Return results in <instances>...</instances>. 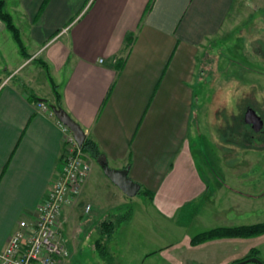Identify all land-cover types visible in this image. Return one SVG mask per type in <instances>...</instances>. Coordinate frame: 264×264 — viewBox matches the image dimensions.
I'll return each instance as SVG.
<instances>
[{
	"label": "crops",
	"instance_id": "obj_1",
	"mask_svg": "<svg viewBox=\"0 0 264 264\" xmlns=\"http://www.w3.org/2000/svg\"><path fill=\"white\" fill-rule=\"evenodd\" d=\"M150 1L5 0L27 55L10 48L0 19V252L18 222L33 218L61 168L64 133L55 117L36 106L55 102L52 82L62 108L102 153L98 158L86 153L87 180L60 217L65 228L75 220L62 234L67 248L75 240L81 264L85 237L89 264H231L264 244L261 234L192 245L186 229L201 221L206 227L200 231L253 224L251 212L264 207V188H245L247 180L264 176L234 169L222 158H216L220 170L212 169L191 146V127L199 134L197 59L237 0H153L146 10ZM127 34L133 37L125 53ZM30 63L36 64L22 72ZM101 161L127 168L152 194L143 193L148 198L143 210L155 225L167 222L179 236L164 242L159 227L145 233L129 226L141 208L119 213L126 194L110 186L103 193L91 188V181L101 180ZM110 209L117 211L115 218H104ZM108 220L114 229L103 233ZM148 241L157 245L145 248ZM260 254L257 250L264 260Z\"/></svg>",
	"mask_w": 264,
	"mask_h": 264
},
{
	"label": "rangeland",
	"instance_id": "obj_2",
	"mask_svg": "<svg viewBox=\"0 0 264 264\" xmlns=\"http://www.w3.org/2000/svg\"><path fill=\"white\" fill-rule=\"evenodd\" d=\"M230 12L221 32L208 41L203 58H200L199 53L197 59L196 70L199 76L194 87L195 99H197L194 106L197 122H199V134L195 136L191 127L192 152L196 158L203 156L212 169L220 170L216 158H222L224 163H228L227 165L232 163L234 169L238 165L239 170L256 172L259 177H262L264 176V141L259 140L260 133L255 134L244 122L243 113L247 106H251L257 112L264 114V0H237L234 9ZM6 34L10 41V48L15 49L17 53L19 50L17 43L9 31H6ZM35 64L30 63L25 66L21 69L22 72L31 71V66ZM19 74L17 73V76ZM233 80L248 86L250 91L245 92L233 107L216 111L218 89L226 82ZM192 124L194 126L195 123ZM93 166L92 164L94 169ZM99 172L102 181L99 179L91 181V188L97 187L101 193L105 192L109 186L113 190H119L103 172ZM246 182L248 183L245 185L246 189L257 192L264 188V179ZM100 197L102 198V194ZM123 198L125 206L119 213H127L130 209L136 213L141 208L139 215L134 217L129 226L142 228L145 233L150 232L151 229L158 230L159 227V231L164 233L161 239H164V242L179 236V230L173 229V226L167 222H159L158 226L155 225L157 221L143 210V205L148 203V198L142 191L133 197L125 195ZM116 213V210L110 209L104 218L113 219ZM249 217V220L255 223L264 222V207L261 211L254 210ZM201 222L186 228L191 236L205 229L206 223ZM65 223L66 228L62 226L64 232L65 229L68 231L75 226V220L70 219ZM73 244L68 243L70 253L62 264L80 263L78 256L75 255V240ZM156 245L155 242L150 241L143 244L145 248H153ZM81 250L87 254V257H83L82 264H89L88 257L92 251L90 239L87 237L81 244ZM257 250L264 256V244L257 246Z\"/></svg>",
	"mask_w": 264,
	"mask_h": 264
},
{
	"label": "built area",
	"instance_id": "obj_3",
	"mask_svg": "<svg viewBox=\"0 0 264 264\" xmlns=\"http://www.w3.org/2000/svg\"><path fill=\"white\" fill-rule=\"evenodd\" d=\"M37 109L56 119L64 133L61 168L44 201L32 219H22L0 252V264H62L69 250L62 234V210L74 205L91 169L89 156L77 143L70 128L61 122L49 105L36 103ZM89 206L86 207L88 211Z\"/></svg>",
	"mask_w": 264,
	"mask_h": 264
},
{
	"label": "trees",
	"instance_id": "obj_4",
	"mask_svg": "<svg viewBox=\"0 0 264 264\" xmlns=\"http://www.w3.org/2000/svg\"><path fill=\"white\" fill-rule=\"evenodd\" d=\"M151 0L149 4L147 5L146 10H148L151 7L152 4ZM0 19L4 22L6 28L11 32L15 42L17 43L19 50L22 55H27L25 51V47L21 38V34L19 31V28L15 25L13 21V17L10 14V12L6 8L5 0H0ZM133 37V34H127L125 36L126 38V43L124 45V52L126 53L129 49V44L131 43V39ZM121 59V58H120ZM122 67V62L119 61L117 63V68L120 69ZM52 89L53 93L55 96V102L51 103L50 105H54L56 107H62L61 104V96L60 92L57 88V85L52 82ZM82 150L87 153L89 156L92 158H98L101 156V151L98 148L97 144L91 140L90 138L86 137L84 139L83 144L81 145ZM142 193H145L149 197H152V194L147 192L145 189L140 187V190ZM115 222L108 220V221H103V233L105 232H111L114 229ZM261 234H264V222H257L249 225H235V226H218V227H213L207 230L200 231L196 234H194L191 237L190 243L192 245H196L202 242H205L207 240L215 239V238H222V237H254V236H259ZM97 245H99L97 243ZM101 249V248H100ZM257 255V250L251 251L248 255L245 256L246 259L250 256ZM241 259V260H243ZM239 260V261H241ZM233 262L234 264H238V262ZM264 261V260H262Z\"/></svg>",
	"mask_w": 264,
	"mask_h": 264
},
{
	"label": "water",
	"instance_id": "obj_5",
	"mask_svg": "<svg viewBox=\"0 0 264 264\" xmlns=\"http://www.w3.org/2000/svg\"><path fill=\"white\" fill-rule=\"evenodd\" d=\"M50 108L54 112L55 116L70 128L77 143L81 146L85 139V132L81 128V126L75 120H73L62 107L50 105ZM244 122L251 126L255 131H258L262 126V120L260 116L251 107H248L244 112ZM100 165L104 174L124 194H126L127 196H134L139 192L140 184L129 177L127 168H112L108 166L106 161H101ZM245 261L264 264V261H262L257 256H250L244 260L239 261L238 263L240 264Z\"/></svg>",
	"mask_w": 264,
	"mask_h": 264
},
{
	"label": "clouds",
	"instance_id": "obj_6",
	"mask_svg": "<svg viewBox=\"0 0 264 264\" xmlns=\"http://www.w3.org/2000/svg\"><path fill=\"white\" fill-rule=\"evenodd\" d=\"M250 91L246 85H241L238 81H228L223 84L217 92L216 111L233 107L245 92Z\"/></svg>",
	"mask_w": 264,
	"mask_h": 264
},
{
	"label": "flooded vegetation",
	"instance_id": "obj_7",
	"mask_svg": "<svg viewBox=\"0 0 264 264\" xmlns=\"http://www.w3.org/2000/svg\"><path fill=\"white\" fill-rule=\"evenodd\" d=\"M248 107H251V106H247V107L245 108V110H246ZM251 108H253V109L255 110V112L260 116V118H261V120H262V126H261V128H260L258 131H255L251 126H249L247 123H246V124L248 125V127H249V128L255 133V134H256V133H260V135H259V140L264 141V114L257 112L256 109H255L254 107H251ZM245 110H244V112H245ZM243 120H244V113H243ZM251 136H254V135L251 134Z\"/></svg>",
	"mask_w": 264,
	"mask_h": 264
}]
</instances>
